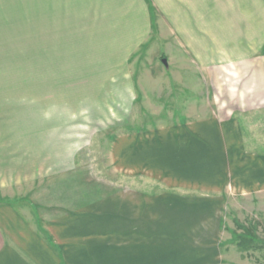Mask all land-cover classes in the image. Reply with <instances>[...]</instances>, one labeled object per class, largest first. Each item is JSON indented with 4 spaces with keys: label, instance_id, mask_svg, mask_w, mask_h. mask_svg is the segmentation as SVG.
I'll use <instances>...</instances> for the list:
<instances>
[{
    "label": "rangeland",
    "instance_id": "374dc122",
    "mask_svg": "<svg viewBox=\"0 0 264 264\" xmlns=\"http://www.w3.org/2000/svg\"><path fill=\"white\" fill-rule=\"evenodd\" d=\"M141 2L140 11L134 0H0V138L29 155L30 181L16 198L44 236L43 223L75 198L143 183L124 177L112 159L124 123L181 120L183 102L202 89L208 102L212 89L200 68L163 62L172 24L156 2ZM254 117L245 128L249 148L264 151V114ZM60 168L67 174L54 179ZM222 196L213 241L186 239L196 226H159L169 229L158 234L167 237L156 241L159 258L177 254L182 264L192 252L189 264H264V189L230 187ZM107 254L94 260L120 264L116 249Z\"/></svg>",
    "mask_w": 264,
    "mask_h": 264
},
{
    "label": "crops",
    "instance_id": "0c3cea01",
    "mask_svg": "<svg viewBox=\"0 0 264 264\" xmlns=\"http://www.w3.org/2000/svg\"><path fill=\"white\" fill-rule=\"evenodd\" d=\"M141 1L134 0L140 11ZM151 1L172 24L168 66L200 68L212 89L208 102L197 90L183 102L181 120L140 128L124 123L129 127L114 137L112 159L124 177L143 183L120 185L97 200L75 198L43 223L47 236L16 198L30 181L29 155L0 138V264H79V257L81 264H110L94 257L114 249L120 264H178L177 254L159 258L155 251L156 241L167 240L159 232L169 230L159 226H196L186 239L213 241L222 194L230 187L264 189V151L249 148L245 131L264 114V0ZM185 79L189 91L193 83ZM66 174L60 168L50 175ZM197 256L188 252L182 264Z\"/></svg>",
    "mask_w": 264,
    "mask_h": 264
},
{
    "label": "water",
    "instance_id": "95a60500",
    "mask_svg": "<svg viewBox=\"0 0 264 264\" xmlns=\"http://www.w3.org/2000/svg\"><path fill=\"white\" fill-rule=\"evenodd\" d=\"M163 62H164V63H167L166 59H163Z\"/></svg>",
    "mask_w": 264,
    "mask_h": 264
}]
</instances>
